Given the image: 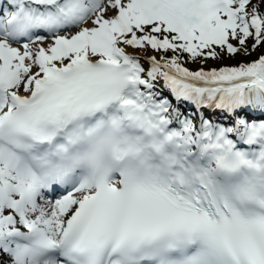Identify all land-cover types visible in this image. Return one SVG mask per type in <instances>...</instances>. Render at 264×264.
I'll return each instance as SVG.
<instances>
[{
	"label": "snow or ice",
	"instance_id": "obj_1",
	"mask_svg": "<svg viewBox=\"0 0 264 264\" xmlns=\"http://www.w3.org/2000/svg\"><path fill=\"white\" fill-rule=\"evenodd\" d=\"M0 264H264V0H0Z\"/></svg>",
	"mask_w": 264,
	"mask_h": 264
},
{
	"label": "rangeland",
	"instance_id": "obj_2",
	"mask_svg": "<svg viewBox=\"0 0 264 264\" xmlns=\"http://www.w3.org/2000/svg\"><path fill=\"white\" fill-rule=\"evenodd\" d=\"M129 50L132 51L131 48H129ZM257 55H259L258 53H254L252 56L250 57H244V56H235V57H229V56H225L222 60L216 61V60H209L207 62L206 65H204L205 68H211V67H220V66H225V65H235L241 61H246V60H251V59H255L257 57ZM193 69H195L196 67H198V65L192 64Z\"/></svg>",
	"mask_w": 264,
	"mask_h": 264
},
{
	"label": "trees",
	"instance_id": "obj_3",
	"mask_svg": "<svg viewBox=\"0 0 264 264\" xmlns=\"http://www.w3.org/2000/svg\"><path fill=\"white\" fill-rule=\"evenodd\" d=\"M186 66H188L190 68H193L192 64H189V65H186ZM228 66H232V65H228Z\"/></svg>",
	"mask_w": 264,
	"mask_h": 264
},
{
	"label": "bare ground",
	"instance_id": "obj_4",
	"mask_svg": "<svg viewBox=\"0 0 264 264\" xmlns=\"http://www.w3.org/2000/svg\"><path fill=\"white\" fill-rule=\"evenodd\" d=\"M128 51H131V50H129V49H127Z\"/></svg>",
	"mask_w": 264,
	"mask_h": 264
}]
</instances>
